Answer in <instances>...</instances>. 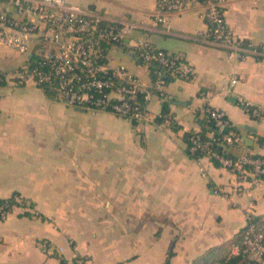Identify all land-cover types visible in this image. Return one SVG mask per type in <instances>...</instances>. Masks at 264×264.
Returning <instances> with one entry per match:
<instances>
[{
  "label": "crops",
  "instance_id": "obj_1",
  "mask_svg": "<svg viewBox=\"0 0 264 264\" xmlns=\"http://www.w3.org/2000/svg\"><path fill=\"white\" fill-rule=\"evenodd\" d=\"M67 1L139 25L131 39L149 38L193 76L166 85L171 122L157 119L156 95L147 104L152 118L135 123L70 106L33 81L0 84V200L28 205L0 221V264H73L79 256L88 264H193L204 255L201 264H244L235 248L245 206L253 195L264 219V181L239 192L228 168L189 154L185 133L201 129L208 105L238 129L231 154L264 156V0H223L231 28L256 50L242 59L200 40L206 24L197 8L168 31L153 24L157 0ZM108 58L152 84L150 67L127 46L108 47ZM26 60L0 48L2 71ZM246 102L262 116L247 113Z\"/></svg>",
  "mask_w": 264,
  "mask_h": 264
},
{
  "label": "built area",
  "instance_id": "obj_2",
  "mask_svg": "<svg viewBox=\"0 0 264 264\" xmlns=\"http://www.w3.org/2000/svg\"><path fill=\"white\" fill-rule=\"evenodd\" d=\"M192 8L199 9L206 24V29L197 33L200 40L224 48L231 59H242L256 51L231 28L223 0H157L153 24L170 31L172 20ZM138 27L133 22L67 0H0V48L27 55L26 62L15 71L0 70V84L11 81L24 85L33 81L70 106L109 111L135 123L150 120L152 113L147 104L152 97L156 95L162 101L169 98L162 75L168 73L190 80L194 70L168 51L157 48L149 38L131 39ZM117 45L127 46L150 71L155 64L161 78L147 85L125 65L112 66L108 47ZM237 80L233 78L232 84ZM244 109L255 118L262 116L258 106L246 102ZM203 113L213 119L220 135L211 132L208 140L192 135L190 153L213 163L218 161L235 175L239 192H250L254 185L264 181V157L229 156L238 138L234 125L222 110L207 105ZM171 118L162 111L157 115V119L169 122ZM215 144L221 151L214 148ZM18 206L23 210L28 208L19 196L0 200V221L6 220ZM254 208V197L249 194L245 225L235 253L246 264H264V223L257 221ZM43 248L51 250L47 241L43 242ZM63 250L59 247L58 252ZM73 264H88V260L79 256Z\"/></svg>",
  "mask_w": 264,
  "mask_h": 264
},
{
  "label": "trees",
  "instance_id": "obj_3",
  "mask_svg": "<svg viewBox=\"0 0 264 264\" xmlns=\"http://www.w3.org/2000/svg\"><path fill=\"white\" fill-rule=\"evenodd\" d=\"M156 68H157V66L155 64L151 65L150 76H151L152 82L156 81L158 78H161L159 75H157V73L155 71ZM162 78L166 81V83H168V82L172 81L173 79H175L177 77L172 76V75H170L168 73H164L162 75ZM162 112L169 113V102L167 100L163 101ZM203 114H204L203 118L199 119V123H200L201 129L198 132L191 130V131L185 133V139H186L187 144H188V152L194 158H199L201 155L192 154L189 151V145L191 144L190 143V137L192 135H194V134L200 135L205 140L206 139L207 140L211 139L210 136H209L211 132H214L215 136H219L220 135L219 128L215 126V123H214L213 119H211V117L207 113H203ZM235 129L238 130L236 127H235ZM259 142L264 145V136L259 138ZM214 148L216 150H218V151H221V147L216 145V144L214 145ZM230 155L232 157H235L233 154H229V156ZM255 156H257V155H255ZM262 157H264V156H262ZM214 164L217 165V166H220V163L218 161H214ZM256 219H257V221L264 223V219L262 217L257 215ZM171 255H172V253L169 255V258H170ZM208 260H209V258L207 257V255H204L203 257H201L197 261H195L193 264H201L200 263L201 261L207 262ZM236 260L237 261H243V263L246 264V261L243 259V257L241 255L237 256ZM61 262H62V264H67L65 260H62ZM166 264H169V259H167Z\"/></svg>",
  "mask_w": 264,
  "mask_h": 264
},
{
  "label": "rangeland",
  "instance_id": "obj_4",
  "mask_svg": "<svg viewBox=\"0 0 264 264\" xmlns=\"http://www.w3.org/2000/svg\"><path fill=\"white\" fill-rule=\"evenodd\" d=\"M144 65H147L145 62H143Z\"/></svg>",
  "mask_w": 264,
  "mask_h": 264
},
{
  "label": "water",
  "instance_id": "obj_5",
  "mask_svg": "<svg viewBox=\"0 0 264 264\" xmlns=\"http://www.w3.org/2000/svg\"><path fill=\"white\" fill-rule=\"evenodd\" d=\"M52 93V92H51Z\"/></svg>",
  "mask_w": 264,
  "mask_h": 264
}]
</instances>
